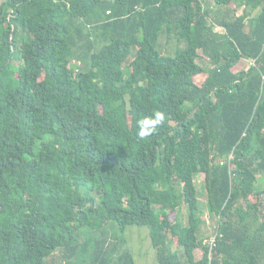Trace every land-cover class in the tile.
Here are the masks:
<instances>
[{"label": "trees", "instance_id": "trees-1", "mask_svg": "<svg viewBox=\"0 0 264 264\" xmlns=\"http://www.w3.org/2000/svg\"><path fill=\"white\" fill-rule=\"evenodd\" d=\"M260 177L264 0H0V264H264Z\"/></svg>", "mask_w": 264, "mask_h": 264}, {"label": "rangeland", "instance_id": "rangeland-1", "mask_svg": "<svg viewBox=\"0 0 264 264\" xmlns=\"http://www.w3.org/2000/svg\"><path fill=\"white\" fill-rule=\"evenodd\" d=\"M238 13L241 14L242 10H240ZM216 32H218L219 36L224 33L222 28H217ZM220 38L222 41L224 40V37L220 36ZM166 40H167L166 38H163V43H165ZM173 46H174V43L171 42L168 45V48L171 50L174 48ZM166 49H167V47L163 48V50L165 52L167 51ZM133 58H131L129 60V62L127 63V66L130 65V62L132 61ZM200 63L202 65L207 66V67L209 66L208 62L204 59H200ZM251 64H252L251 61L241 62L239 65L235 66L234 70L238 71L239 69H247ZM129 73H130V71H128L126 74H129ZM205 77H206V75L198 76L196 78V82L198 84H202L203 81L205 80ZM196 185H197L198 192H199V200L201 201V206H202L201 209L203 211H206L207 210V206H206L207 194H206V189H205V175L204 174H200V175L196 176ZM258 185L261 189H264V178L263 177L259 178ZM261 199L263 201L262 204H263V208H264V194L262 195ZM256 200H257L256 197L250 196V201L256 202ZM184 207H185L183 210L184 214H182V215L186 221L188 215H187L186 206H184ZM208 215H209V217H208ZM174 218H175V215H172V219H174ZM204 218H207L208 223L202 228L200 236L204 237L206 239L208 238L209 242H210L213 240L214 231H215L214 229L216 226V220L214 217H211V214H208V213L205 215ZM125 233L127 235V238L129 239L130 249H131V252L134 254L136 261H138V262L144 261L143 262L144 264H148V263L153 264L154 258L151 259L152 258L151 256L153 253V248L151 246L152 242L149 238L148 229L132 226V227H128ZM176 243L177 242L175 240L174 248H176ZM177 249H179V248H177ZM201 256H202V251L199 250L197 252V258H201Z\"/></svg>", "mask_w": 264, "mask_h": 264}, {"label": "clouds", "instance_id": "clouds-1", "mask_svg": "<svg viewBox=\"0 0 264 264\" xmlns=\"http://www.w3.org/2000/svg\"><path fill=\"white\" fill-rule=\"evenodd\" d=\"M165 117L162 113H155L153 117H145L137 122L138 131L136 133L139 139L151 136L157 127L164 121Z\"/></svg>", "mask_w": 264, "mask_h": 264}]
</instances>
